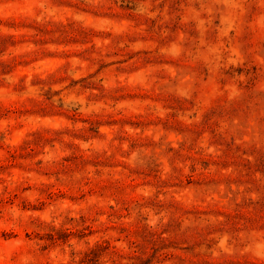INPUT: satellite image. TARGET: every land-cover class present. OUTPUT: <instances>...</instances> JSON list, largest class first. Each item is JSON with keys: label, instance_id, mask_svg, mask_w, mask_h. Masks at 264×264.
<instances>
[{"label": "rangeland", "instance_id": "rangeland-1", "mask_svg": "<svg viewBox=\"0 0 264 264\" xmlns=\"http://www.w3.org/2000/svg\"><path fill=\"white\" fill-rule=\"evenodd\" d=\"M0 264H264V0H0Z\"/></svg>", "mask_w": 264, "mask_h": 264}]
</instances>
